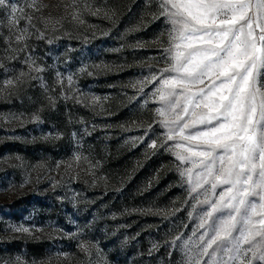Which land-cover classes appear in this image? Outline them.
Returning a JSON list of instances; mask_svg holds the SVG:
<instances>
[{
  "label": "rangeland",
  "instance_id": "obj_1",
  "mask_svg": "<svg viewBox=\"0 0 264 264\" xmlns=\"http://www.w3.org/2000/svg\"><path fill=\"white\" fill-rule=\"evenodd\" d=\"M41 2L47 7L33 14L51 16L53 24L46 39L33 37L28 45L44 69L32 75L42 80L29 79L16 95L0 99V116L22 114L23 120L0 119V259L133 264L134 247L142 264H183L182 242L197 240L199 233L192 232L202 208L197 194L189 195L190 185L177 169L180 162L160 146L165 129L154 123L160 104L151 97L153 86L144 93L131 86L167 67L171 26L163 17L152 18L156 0H89L102 10L99 15L84 12V0H78L83 24L72 21L73 0ZM22 69L28 70L20 61H4L0 81ZM57 72L65 78L63 88L56 83ZM69 75L73 90L88 98L84 103L61 96L73 94ZM91 97L99 100L93 103ZM47 109L53 115L47 116ZM34 113L39 122L31 121ZM153 140L157 147L150 148ZM75 155L87 159L67 169ZM131 186L135 198L118 203ZM19 225L32 234L11 230ZM177 236L181 239L172 245ZM82 242L91 247L90 257L81 251Z\"/></svg>",
  "mask_w": 264,
  "mask_h": 264
},
{
  "label": "snow or ice",
  "instance_id": "obj_2",
  "mask_svg": "<svg viewBox=\"0 0 264 264\" xmlns=\"http://www.w3.org/2000/svg\"><path fill=\"white\" fill-rule=\"evenodd\" d=\"M77 3L73 0L71 5L72 21L83 24ZM156 4L152 18L163 17L171 26L169 47L164 50L167 67L131 86L139 93L153 86L151 97L160 104L154 123L165 129L160 146H167L180 162L177 169L190 185L189 195L196 193L194 199L202 208L192 232V236L199 233L197 240L189 237L182 242L183 264H264V0H156ZM46 7L41 0H0V29L6 30V34L0 31V68L4 61H20L28 69L0 81V99L16 95L29 79L42 80L32 75L44 69L30 55L28 41L47 38L53 18L33 14ZM83 11L102 12L89 0H84ZM103 14L111 18L108 12ZM66 81L73 94L61 92V96L84 103L88 98L73 90V76ZM64 82L57 72L56 83L63 88ZM90 99L93 103L99 100ZM48 101L55 105L52 97ZM0 119L23 123L22 114ZM40 119L38 113L31 116L33 122ZM149 147H157V142L153 140ZM81 159L87 158L75 155L67 169ZM11 230L29 235L33 231L23 225ZM180 239L177 236L170 243L175 245ZM79 247L91 256L88 244L82 242ZM0 264L27 261L17 256L0 259Z\"/></svg>",
  "mask_w": 264,
  "mask_h": 264
},
{
  "label": "trees",
  "instance_id": "obj_3",
  "mask_svg": "<svg viewBox=\"0 0 264 264\" xmlns=\"http://www.w3.org/2000/svg\"><path fill=\"white\" fill-rule=\"evenodd\" d=\"M46 115H53L52 113L49 112V110L47 109L46 111ZM128 192H127V195L124 196L123 198H117V202L118 203H122V202H125V203H128V201H132L133 198H135L133 192H134V187L131 186L128 188ZM136 223L135 221L131 222V224H134ZM132 262L133 264H142V261H141V258L139 256V253L138 251L135 250V248L133 247L132 248Z\"/></svg>",
  "mask_w": 264,
  "mask_h": 264
}]
</instances>
